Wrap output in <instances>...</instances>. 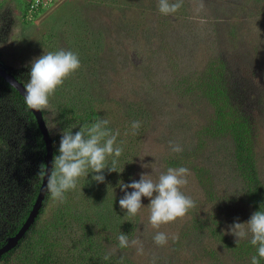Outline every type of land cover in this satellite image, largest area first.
Instances as JSON below:
<instances>
[{
    "label": "rangeland",
    "instance_id": "obj_1",
    "mask_svg": "<svg viewBox=\"0 0 264 264\" xmlns=\"http://www.w3.org/2000/svg\"><path fill=\"white\" fill-rule=\"evenodd\" d=\"M3 1L0 28L8 30H2L0 57L10 70H23L30 78L31 62L44 53L63 49L79 56L81 68L65 80L50 97V107L43 110L48 130L57 132L59 129L55 123L59 105L83 111L91 108L93 116H97H92V120L106 119L110 130L116 126L124 128L123 131L131 133L136 140L131 152L123 148L117 172L104 170V183H97L94 190L80 198L83 185L69 191L66 206L51 200L43 216L51 215L54 209L67 214L77 203L85 209L100 194L104 200L94 201L96 206L100 204L104 208L102 203H109L112 198L119 205L124 195L120 183L138 181L141 174L155 180L169 167L174 168L173 161L180 160V167L188 168L191 173L187 177L188 184L181 190L195 201L197 217L221 221L228 211L229 220L226 218L223 223L224 235L229 243H235L236 237L229 234V226L241 222L243 215L236 219L235 212L247 201L248 182L240 178L236 170L231 136L210 138L199 133L206 115L203 117L194 104L199 105L198 85L209 76L205 73L208 64L224 61L219 39H227V32L232 29L230 24L237 30L241 48L247 49L254 65L258 66L259 74L246 80L260 101L247 92L248 99L242 105L251 109L247 124L254 137L252 153L258 160L259 180L264 183V106H261L264 103V4L246 3V0H183L176 13L163 15L158 10V0H47L45 7L35 11L26 10L30 0ZM221 9L226 15L217 13ZM226 23L227 28H224ZM133 121L141 122L135 135L131 128ZM124 136L128 137L123 133ZM203 136L204 149L189 158L187 153L198 151V139ZM170 141L179 144L183 151L172 152ZM190 164L196 165L191 169ZM203 166L212 171L208 190L218 198L213 202L215 208L206 203L198 185L200 179L196 171ZM84 179H87L84 184L91 181L89 177L79 181ZM149 203L148 198L142 197L145 207L136 215L133 235L128 237L129 241L141 242L143 254H137L136 247H127L126 252L111 242H104L105 248L102 247L97 256V264H103L100 260L104 256L113 260L122 256L134 264H243L217 240L206 235L194 239L200 235L195 232V236L189 234L176 246L191 215L153 228L149 223ZM95 220V216L87 214L82 222L85 229L81 232L74 224L68 227L62 234V246L79 244L84 249L90 242V236L84 231L92 229ZM157 232L168 237L165 245L154 243ZM98 233L105 236L102 228ZM206 242L210 243L209 249L202 247ZM174 248L178 249L176 255ZM53 252L63 257L64 264H73L70 257L73 252L60 248Z\"/></svg>",
    "mask_w": 264,
    "mask_h": 264
},
{
    "label": "trees",
    "instance_id": "obj_2",
    "mask_svg": "<svg viewBox=\"0 0 264 264\" xmlns=\"http://www.w3.org/2000/svg\"><path fill=\"white\" fill-rule=\"evenodd\" d=\"M30 1L26 7L28 11L33 0ZM247 2H253L260 6L264 4V0H246ZM42 3L43 0H39V7L36 10L42 6ZM217 13L223 15L225 11L221 9ZM225 27L227 28V23ZM229 27L232 29L227 32V39H219L220 53L223 55L224 61L208 64L205 73L209 76L200 81L198 88L201 94L199 93V100H197L199 105L194 104V106L199 107L198 111H201L203 117L206 115L203 125H200L199 133L209 135L210 138L231 136L232 145L230 147H232L237 163L236 170L240 178L248 182L245 192L247 201L242 202L235 212L236 219L239 215H243L241 223H245L255 211H264V183L258 177V160L252 153L254 137H252L249 124H247L248 119L252 116L251 113H248L251 109L242 105L248 99L245 94L247 92L251 98L260 101V97L256 98L253 95L251 90L253 88L246 80L249 76L259 74V71H257L258 66L254 65L247 49L241 48L235 27L230 24ZM28 79L23 77L21 82L25 85ZM176 87L179 88V86ZM263 102L264 97L262 98ZM261 106H264V103ZM79 112L80 114H78ZM92 113L91 108L83 111L79 108L59 105L55 120L59 129L57 132L48 130L53 144V159L58 155L57 149L61 134L68 130L75 132L85 125L90 126L98 120L96 118V120H92L94 115ZM42 115L44 117V111H42ZM113 128L111 130L113 133L120 130L117 144L125 148V152L127 150L131 152L136 141L135 137L128 131H123L124 128L118 126ZM123 133L128 137H122ZM205 142V136L199 138L198 151L189 152L187 156L189 158H193V155L196 157L204 149ZM44 155L45 144L33 114L26 106L22 96L0 77V177L2 179L0 181V214L3 215L0 217V233H4L3 236L0 234V246L20 229L32 208L41 183L42 174L40 173L44 169ZM182 160H185V157ZM171 164L174 165V168L182 166L180 160L179 162L173 161ZM195 165L190 164V168L193 169ZM89 171L91 172V170ZM193 171L196 169L194 168ZM209 172H212L210 167L203 166L199 171H196V174L200 179L198 185L203 190L206 203H211V206L215 208L213 202L218 198L214 192L208 190L211 178ZM92 175L93 173H89L88 177L91 181L88 180L87 184H84L87 179L78 181L77 187L82 188V185L85 187L82 188L84 190L78 195V198L83 194H89L97 187V182L92 180ZM24 186L26 192H23ZM21 195L23 204H19L17 209V201ZM100 195L99 198L96 195L94 201L104 200ZM51 200V195L47 192L37 217L16 246L0 256V264H64L65 261H61L63 257L54 255L53 250L57 251L58 248L73 252L70 256L73 259V264H97V256L100 255L102 247L105 248L104 242H111L119 250L128 251V248L119 247L118 237L121 233L128 237L133 235L137 217L129 216L126 210H121L120 206L115 204L114 198H112L114 201L110 200L109 203L101 202L105 206L104 208L100 204L96 206L94 201H91V204L85 209L77 203L68 209L67 214L60 209H54L51 215L45 217L43 215ZM7 205L9 210L5 209ZM66 205L67 202H64V206ZM87 214L96 217L95 224H92V229H95V232L92 229L84 231L87 236H90L89 244L84 249H81L79 244H73V246L69 244L64 248L62 234L73 224L79 232L85 229L82 222ZM188 214L191 215V219L185 224L184 234L180 235L176 246L180 245V241L186 240L189 234L195 236V232L200 235L194 239L198 240L206 235L208 238L222 243L223 248L226 247L229 251H233L238 262L251 264V258L257 255V248L250 243V234L247 239L241 240L238 244L236 242L229 243L224 235L223 223L226 218L229 220L228 211L225 212V218L221 221L197 217L196 208L190 209ZM7 218L10 220L5 224L4 219ZM108 221L109 223H107ZM99 228L104 230L105 236L97 234ZM94 236L96 239L93 238ZM202 247L209 249L210 243H203ZM177 250L174 248L175 255ZM101 262L103 264H134L122 256L116 260L109 257L106 259L104 256L100 260ZM260 264H264V260H261Z\"/></svg>",
    "mask_w": 264,
    "mask_h": 264
},
{
    "label": "clouds",
    "instance_id": "obj_3",
    "mask_svg": "<svg viewBox=\"0 0 264 264\" xmlns=\"http://www.w3.org/2000/svg\"><path fill=\"white\" fill-rule=\"evenodd\" d=\"M182 3L183 0H158V10L163 15L174 14L181 8ZM80 68L78 54L70 50L48 52L35 58L31 62L30 78L24 85L26 106L35 111L48 109L50 97ZM7 69L13 74L12 70L8 67ZM10 86L17 85L12 83ZM108 124V120L98 119L90 126L85 125L75 132L68 130L61 134L58 155L54 157L51 169L46 173V190L53 202H66V193L76 190L78 181L82 177L87 178L89 173H93V181L104 183L105 169L108 172H117L118 158L123 154V147L117 144L119 131L113 133ZM140 127V121L132 122L134 135ZM169 146L172 152L183 151L179 144L172 141ZM109 157L112 158L110 163ZM40 174L43 175V171ZM190 175V170L186 167H169L155 180L148 174H141L138 181L133 180L128 184L122 182L119 187L124 195L119 199V206L129 216H136L145 207L142 197L148 198L149 223L158 229L161 225L183 218L190 209L196 207L195 201L181 190L188 184L187 177ZM229 234L236 237V244L247 239L250 234V243L257 248V255L251 258V264H260L264 260V211H255L245 223L234 222L229 226ZM118 240L120 248L136 247L137 254H143V245L138 239L129 241L128 235L121 233ZM153 241L156 245L163 246L168 237L163 232H157Z\"/></svg>",
    "mask_w": 264,
    "mask_h": 264
},
{
    "label": "water",
    "instance_id": "obj_4",
    "mask_svg": "<svg viewBox=\"0 0 264 264\" xmlns=\"http://www.w3.org/2000/svg\"><path fill=\"white\" fill-rule=\"evenodd\" d=\"M0 77L7 82L9 85L12 83H16V87L14 88L20 96L24 99V84L16 79L14 75L0 62ZM31 113L33 114L35 121L38 125L39 131L42 135L43 142L45 144V155H44V169H43V175L41 178V183L37 192V195L35 197L34 203L32 205L31 210L29 211V214L23 223V225L20 227L17 232L11 236L8 237L5 240V243L0 246V256L7 251L14 248L17 244V242L24 236L25 232L28 230L30 225L33 223L34 219L37 217L39 209L42 206V202L47 194L46 190V173L47 171L51 169L52 159H53V144L50 138V135L48 133V129L46 127L45 121L43 119V115L41 111H35L32 109H29Z\"/></svg>",
    "mask_w": 264,
    "mask_h": 264
},
{
    "label": "flooded vegetation",
    "instance_id": "obj_5",
    "mask_svg": "<svg viewBox=\"0 0 264 264\" xmlns=\"http://www.w3.org/2000/svg\"><path fill=\"white\" fill-rule=\"evenodd\" d=\"M2 1H3V0H0V7H1V5H2ZM4 1H6V0H4ZM4 1H3V2H4ZM2 30H8V28L3 27V26L0 28V43L3 42V40H2L3 31H2ZM2 60H3L2 57H0V61H1V62H2ZM2 64H3V63H2ZM3 65L6 66L7 64H3ZM12 71H13V75H14V77H15L16 79H18L19 81H21V78H23V77L28 78L27 75H26V72L23 71V70H22V71H15V70H12ZM41 112H42V111H41ZM43 118H44V117H43ZM25 185H26V184H25ZM23 192H26V187H25V186L23 187ZM22 198H23V196L21 195V196H20V199L17 201V206H18L17 209L19 208V204H23V203H22ZM34 200H35V199H34ZM11 207H12V206H11ZM5 209H6V210H9V206L7 205ZM5 209H3V210H5ZM3 210H2V211H3ZM1 216H3V215L0 214V217H1ZM9 220H10L9 218L4 219L5 224H6L7 221H9ZM0 234H1V236H3L4 233L1 232Z\"/></svg>",
    "mask_w": 264,
    "mask_h": 264
},
{
    "label": "built area",
    "instance_id": "obj_6",
    "mask_svg": "<svg viewBox=\"0 0 264 264\" xmlns=\"http://www.w3.org/2000/svg\"><path fill=\"white\" fill-rule=\"evenodd\" d=\"M46 3H47V0H43L42 5L45 6ZM37 7H39V0L34 1V3L30 6V10L33 11Z\"/></svg>",
    "mask_w": 264,
    "mask_h": 264
}]
</instances>
